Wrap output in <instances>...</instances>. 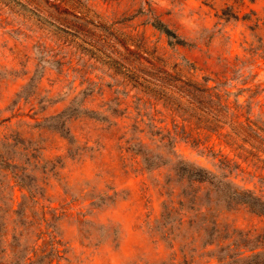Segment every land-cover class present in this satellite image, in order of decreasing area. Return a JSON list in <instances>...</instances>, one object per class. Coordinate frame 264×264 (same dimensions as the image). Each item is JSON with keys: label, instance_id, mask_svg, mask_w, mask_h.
<instances>
[{"label": "rangeland", "instance_id": "374dc122", "mask_svg": "<svg viewBox=\"0 0 264 264\" xmlns=\"http://www.w3.org/2000/svg\"><path fill=\"white\" fill-rule=\"evenodd\" d=\"M168 73L264 112V0H0V264H248L264 217L182 197L163 218L176 158L214 162Z\"/></svg>", "mask_w": 264, "mask_h": 264}, {"label": "trees", "instance_id": "16d2710c", "mask_svg": "<svg viewBox=\"0 0 264 264\" xmlns=\"http://www.w3.org/2000/svg\"><path fill=\"white\" fill-rule=\"evenodd\" d=\"M168 75L179 85L168 84L161 88L167 93L171 116L180 119L186 141H192L196 153L209 154L214 162L212 167H207L176 158L172 168L178 188L175 200H169L170 205L165 206L163 218L177 212L174 203L182 205V197H186L189 208L193 207L203 216L210 211L211 203L221 202L225 208L241 206L264 217V112L249 110L257 101L255 96L239 100L238 92L220 87L221 81L215 76H203L201 82H195ZM12 177L27 191L19 176L13 174ZM201 192L207 197L205 208L196 206ZM211 195L214 198H208ZM180 209L177 218L182 220L184 210L182 206ZM201 219L203 222L206 218ZM0 224L4 226L3 220ZM248 256V264H264V243Z\"/></svg>", "mask_w": 264, "mask_h": 264}]
</instances>
